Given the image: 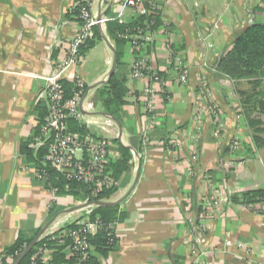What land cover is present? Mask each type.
I'll use <instances>...</instances> for the list:
<instances>
[{
	"label": "crops",
	"instance_id": "1",
	"mask_svg": "<svg viewBox=\"0 0 264 264\" xmlns=\"http://www.w3.org/2000/svg\"><path fill=\"white\" fill-rule=\"evenodd\" d=\"M155 2L162 24L154 44L142 52L163 78V84L156 85L159 120L150 143L140 135L147 82L130 76L137 58L130 45L117 46L112 29L109 33L98 29L101 39L78 68L89 92L85 104L96 108L78 122L89 133L109 139L112 163L121 159L120 147L132 151L127 168L118 175L117 193L106 202L121 200L139 174L132 193L115 206L124 217L118 221V244L107 258L97 254V259L100 264H192L193 245L199 244L203 232L199 246L206 253L204 264H264V201L245 204L242 198L264 191V146L255 141L242 103L248 84L216 71L251 21L264 24V0ZM118 3L98 0L94 14L116 18ZM72 5L73 0H0V255L21 235L30 239L60 218L73 222L84 215V194L53 197L21 155V145L38 125L32 111L45 84L15 74H52L58 43L65 45L79 28L76 19L68 18ZM134 18L131 12L125 16L126 21ZM169 43L196 80L201 76L209 80L212 101L222 109L215 121L206 116L196 119V86L178 83L167 63ZM114 51L122 64L116 72L127 80L129 91L122 119L116 118L120 124L97 103L101 89L109 84ZM258 121L264 128V114ZM257 136L264 139V133ZM174 139L180 143L177 153L170 148ZM233 139L240 145L231 156L228 148ZM227 157L244 165L226 170ZM209 204L213 211H206ZM228 233L235 244L250 248L251 257L237 247L226 248Z\"/></svg>",
	"mask_w": 264,
	"mask_h": 264
},
{
	"label": "built area",
	"instance_id": "2",
	"mask_svg": "<svg viewBox=\"0 0 264 264\" xmlns=\"http://www.w3.org/2000/svg\"><path fill=\"white\" fill-rule=\"evenodd\" d=\"M98 0H73L72 9L69 15L79 22V28L74 36L63 46L60 43L57 49L58 53L52 74L49 76H39L32 74L15 73L17 76H24L37 81H43L45 86L42 93L37 97V104L43 102L48 107V115L44 120L40 133L36 134L31 148L34 152L40 149H46L47 152L43 158V169H34L36 179L41 183L49 180L48 169L56 171L62 178L68 181H75L92 187V197L98 198L101 194L118 188V182L108 171L111 161V142L107 137H98L91 133L86 135L72 134L68 120L74 119L81 121L83 112L94 113L96 108L91 103H86L84 98L87 94V86L78 74V68L83 65L86 57L82 49L93 40L95 29L107 31L110 22L115 21L121 25L126 24L125 16L131 12L134 16L151 17L152 23L145 24V28H137L133 34L130 29L124 33L118 34L119 38L128 41L133 53L143 52L148 46L155 42V17L160 13L156 0H119L117 17L111 18L105 15L94 14V5ZM167 28V27H166ZM168 32V29L167 31ZM172 44L167 45L168 66L175 70L178 83L184 86H193L195 84V116L197 120L207 117L211 122L220 116L221 107L213 103V93L206 77H199L198 80L191 74L189 66L184 63L183 58L173 50ZM209 48H213L211 44ZM202 66H207L203 63ZM130 76L133 80L146 81L145 89L146 108L142 118L140 135L145 143H150L149 135L152 130L158 126V114L156 105L158 95L156 85L163 84V78L155 71L148 58L138 56L130 67ZM64 82L74 85L75 90L69 98H65ZM198 84V86H197ZM82 109V110H81ZM39 124V119H37ZM109 122H112L109 120ZM239 142L233 139L228 148L229 155H233L239 149ZM170 148L177 153L180 149V143L177 139L170 142ZM196 156V155H195ZM244 165V161H236L232 157L223 159V166L226 170L237 168ZM54 197L56 191L50 190ZM103 202V201H101ZM213 202V201H212ZM84 206V215L72 222L69 217L60 218L55 221L42 235L44 240L58 242L59 246H64L68 239L72 241L68 258L78 259V263L89 260L93 257L92 247L88 242L89 237H95L100 232H106L110 245L117 243L119 236L117 233L118 221L112 223H103L100 219L93 220L91 217L98 204L86 198ZM206 211H213L215 207L206 206ZM68 226H76L72 230H64ZM204 234H200L199 244H194L192 248V264H204L206 257L205 251L200 249L203 244ZM200 245V246H199ZM227 249L237 247V249L247 258L251 257L250 248L243 244H235L230 234H227L225 243ZM17 252L20 257L26 247ZM56 249L52 245L43 244L37 248L31 258L30 264H49ZM5 256L0 255V264H5ZM249 261V259H248ZM14 261H11L13 264Z\"/></svg>",
	"mask_w": 264,
	"mask_h": 264
},
{
	"label": "trees",
	"instance_id": "3",
	"mask_svg": "<svg viewBox=\"0 0 264 264\" xmlns=\"http://www.w3.org/2000/svg\"><path fill=\"white\" fill-rule=\"evenodd\" d=\"M68 18H71L69 15ZM156 22L152 27L153 32H156L162 24L161 14L155 17ZM124 25L115 22L114 25H108L107 32L112 29L115 37V43L118 46L121 43H128L127 40L119 38L118 34L124 33L126 29H130L133 34L136 33L137 28H145V24L152 23L151 17L135 16L132 21H126ZM112 28H110V26ZM101 39L98 28L95 29V35L86 47L82 49L83 55L86 57L87 53L96 47L98 41ZM129 44V43H128ZM149 47V46H148ZM147 47V48H148ZM144 51V50H143ZM177 52V51H176ZM138 56H142V52L135 53ZM122 66L119 55L118 69ZM218 73L236 81L246 82L249 86V90L242 93V103L244 104L245 112L247 115L249 125L254 129L255 141L264 146V139L257 136L258 133H264V128L259 127L260 121L258 116L264 114V24L256 21H251L249 27L234 41L230 50L220 60L217 70ZM127 80L120 76L117 71L112 77L107 86H104L97 97V103L101 104L107 114L115 117L121 121L124 107L128 105L127 97L129 91L126 86ZM65 98H69L71 93L75 90L74 85L69 82H64ZM32 113L36 114L39 119V124L36 126L33 136L21 145V155L26 163L34 169H43V158L47 152L46 149H40L38 152H34L31 148V143L36 134L40 133L44 120L48 115V107L45 103L40 102L33 108ZM257 115V116H256ZM68 126L72 134L86 135L88 130L81 123L74 119L68 120ZM168 142L166 141V145ZM121 159L117 163L110 161L108 171L112 176L118 179L120 172L127 168L128 162L132 157V151L125 147H120ZM48 169L49 180L44 183L45 187L50 191L54 189L56 195L59 194H84L86 197H90L92 202L99 203L101 201H110L112 197L117 193V188L107 191L101 194L98 198L92 197V187L78 183L75 181H68L62 178L56 171L51 168ZM243 202L245 204H255L264 201V191L249 192L242 195ZM93 220L100 219L103 223H112L114 221H122L123 215L119 214V207H102L99 206L93 212L91 217ZM76 226H68L64 230L75 229ZM41 231L37 234L40 235ZM27 239L24 236H20L17 242L8 247L2 254L5 256V264H11V261L15 262L19 257L16 253L23 250V247L28 248L35 238ZM88 242L92 247L93 257L83 262L82 264H100L97 259V254L103 258H107L116 248L118 243L110 245L106 232H100L95 237H89ZM118 242V241H117ZM43 244L52 245L55 247L56 252L49 264H76L78 259H69L68 254L72 247V241L67 240L64 246H59L58 242H51L44 240L42 236L39 238L36 247L31 253L22 261L21 264H30L31 258L36 252L37 248ZM25 251V250H24ZM23 251V252H24ZM78 260V261H77Z\"/></svg>",
	"mask_w": 264,
	"mask_h": 264
},
{
	"label": "water",
	"instance_id": "4",
	"mask_svg": "<svg viewBox=\"0 0 264 264\" xmlns=\"http://www.w3.org/2000/svg\"><path fill=\"white\" fill-rule=\"evenodd\" d=\"M115 53V57H114V63H113V68H112V71H111V74H110V78L109 80L106 82L109 83L110 79L114 76L115 72H116V69H117V66H118V56H117V53L116 51H114ZM92 89V88H90ZM89 95V92H87V94L85 95V98L84 100H86V98L88 97ZM82 110V109H81ZM83 114L85 113L83 110H82ZM114 120L118 123L119 121L114 118ZM138 179H139V174H138V177H137V180L134 184V186L131 188V190L119 201L117 202H99L97 203L98 206H102V207H115V206H118L120 205L121 203H123L127 198L128 196L132 193L133 189L135 188L137 182H138ZM49 228V226H47L45 229H43V231L40 233V235H38L35 240L33 241V243L21 254V256L13 263V264H21L22 261L31 253V251L36 247L37 245V242L39 240V238L46 232V230Z\"/></svg>",
	"mask_w": 264,
	"mask_h": 264
},
{
	"label": "rangeland",
	"instance_id": "5",
	"mask_svg": "<svg viewBox=\"0 0 264 264\" xmlns=\"http://www.w3.org/2000/svg\"><path fill=\"white\" fill-rule=\"evenodd\" d=\"M263 86H264V80H263Z\"/></svg>",
	"mask_w": 264,
	"mask_h": 264
}]
</instances>
